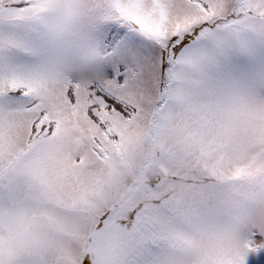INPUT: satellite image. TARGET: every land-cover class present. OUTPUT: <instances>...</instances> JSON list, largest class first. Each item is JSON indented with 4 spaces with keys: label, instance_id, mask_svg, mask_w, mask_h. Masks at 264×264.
I'll list each match as a JSON object with an SVG mask.
<instances>
[{
    "label": "rangeland",
    "instance_id": "obj_1",
    "mask_svg": "<svg viewBox=\"0 0 264 264\" xmlns=\"http://www.w3.org/2000/svg\"><path fill=\"white\" fill-rule=\"evenodd\" d=\"M34 1L0 0V264H264V0Z\"/></svg>",
    "mask_w": 264,
    "mask_h": 264
},
{
    "label": "trees",
    "instance_id": "obj_2",
    "mask_svg": "<svg viewBox=\"0 0 264 264\" xmlns=\"http://www.w3.org/2000/svg\"><path fill=\"white\" fill-rule=\"evenodd\" d=\"M24 1H25V0H23V2H24ZM27 1L30 2L29 4H27L26 1L24 2V3L26 4L27 7H28V6H34V5H36V3H35L34 0H27ZM190 1H193V2H195V3H199V4L202 5V6L204 5V3H202L200 0H190ZM14 4H15V3H13L12 5H14ZM15 5L18 6L17 4H15ZM19 5H20V4H19ZM26 6H25V7H26ZM172 65H173V66H172ZM173 67H174V62H173V60H172V56H171V63H170V65L166 68V70H165V74H164V76L167 75V79H168L169 77H171V75H169V74H170L169 72H171V69L174 70ZM168 70H169V72H168ZM123 78H124V76H123ZM168 80H169V79H168ZM170 80H171V78H170ZM93 84H94L93 86H95V88H96L97 91L103 96V98H104L107 102L110 103L111 107L114 108L113 110H116L117 112H119L120 114H122L126 119H129L130 117H132L133 114L136 112L135 107H133L132 105H130V104H128L127 102L123 101L122 99H120V98L114 96L113 94H111V93L105 91V89H103L102 86H101L98 82H94ZM90 86L92 87V84H91ZM73 90H74V84L71 82L70 85H69V95H70L71 99H72V97H73ZM18 91H19V92H23V91H24V88H19L18 90H16V92H18ZM88 112H89V116L92 117L96 123L100 124L103 128L105 127V125H104L103 123H101V121L99 120L98 117H96L95 115H93V113H92L90 110H89ZM44 113H45V112H43V113L41 112V114H40L41 118H37L35 121L32 122V128H31V131H33V130L37 127V124L39 123V120H40V119L42 120V117L44 116ZM55 126H56V122H55V121H52V122L50 123V127H51L50 132H51V133H52L53 130L55 129V128H54ZM109 127H110V126H109ZM108 133L111 135L112 132H108ZM111 136H112V135H111ZM47 137H48V136H47ZM112 137H113V136H112ZM27 149H29V146H26V147L24 148V151L27 150ZM16 159H17V158H13V159H11V160L9 161V165H10V164H14V163L16 162ZM116 209H117V207L114 208L113 212H114ZM94 234H95V236H96L97 233H94ZM94 234H93V235H94Z\"/></svg>",
    "mask_w": 264,
    "mask_h": 264
}]
</instances>
